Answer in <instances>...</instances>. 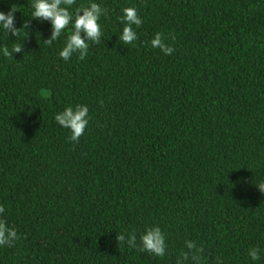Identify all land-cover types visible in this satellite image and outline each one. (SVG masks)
Returning <instances> with one entry per match:
<instances>
[{"label": "trees", "instance_id": "1", "mask_svg": "<svg viewBox=\"0 0 264 264\" xmlns=\"http://www.w3.org/2000/svg\"><path fill=\"white\" fill-rule=\"evenodd\" d=\"M94 2L101 43L64 61L67 31L49 46L32 0H0L19 29L0 46L22 45L0 54V218L18 235L0 264H264V0ZM126 7L143 21L131 44ZM77 104L74 142L54 117ZM154 225L163 257L140 241Z\"/></svg>", "mask_w": 264, "mask_h": 264}, {"label": "clouds", "instance_id": "2", "mask_svg": "<svg viewBox=\"0 0 264 264\" xmlns=\"http://www.w3.org/2000/svg\"><path fill=\"white\" fill-rule=\"evenodd\" d=\"M73 3L74 0H32L31 17L51 22V38L44 41L47 45L50 46L53 41H57L67 31L64 46L59 51V57L64 61H68L75 53H79V59H85L90 46L89 42L99 44L101 43L100 38L103 36L99 20L101 15L105 14V9L94 0H89L87 6H81L73 15L69 11ZM17 11L16 5L10 6L7 12L0 11V31L7 34L10 31L14 37L18 35L19 29L14 26ZM119 20L124 27L118 39L125 44H131L137 39V33L133 26L138 28L143 22L142 18L138 15L135 7H126L122 9ZM150 44L152 48H158L164 55H169L174 51L171 46L164 42L160 33L155 34ZM21 51L22 45L20 44L14 45L11 51L6 46H0V54L5 58L13 59V54ZM54 119L62 128L69 130L71 141L78 142L89 124V108L83 104L67 106L63 111L56 113ZM257 186L264 193V183L257 184ZM3 212L4 209L0 206V215ZM17 238V231L0 218V247L11 246ZM118 239L124 241L125 237L120 235ZM135 239V235L130 234L128 242L134 243ZM140 241L143 249L159 257L164 256L166 250L165 235L159 226L154 225L146 228L140 236ZM194 247L192 242L187 243L189 250ZM248 255L252 261L259 259L258 250L255 248H250ZM187 258V254H184L183 259L186 260ZM192 259L196 261V264H201L198 256L194 255Z\"/></svg>", "mask_w": 264, "mask_h": 264}]
</instances>
